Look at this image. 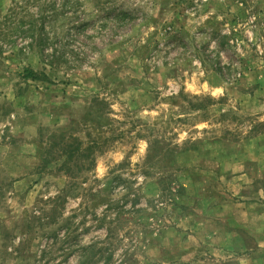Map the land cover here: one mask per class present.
Returning a JSON list of instances; mask_svg holds the SVG:
<instances>
[{
  "label": "rangeland",
  "instance_id": "1",
  "mask_svg": "<svg viewBox=\"0 0 264 264\" xmlns=\"http://www.w3.org/2000/svg\"><path fill=\"white\" fill-rule=\"evenodd\" d=\"M0 264H264V0H0Z\"/></svg>",
  "mask_w": 264,
  "mask_h": 264
},
{
  "label": "trees",
  "instance_id": "2",
  "mask_svg": "<svg viewBox=\"0 0 264 264\" xmlns=\"http://www.w3.org/2000/svg\"><path fill=\"white\" fill-rule=\"evenodd\" d=\"M27 78L36 79V76H35L34 72L28 70V76H27Z\"/></svg>",
  "mask_w": 264,
  "mask_h": 264
}]
</instances>
